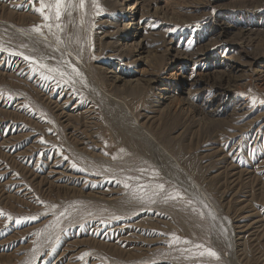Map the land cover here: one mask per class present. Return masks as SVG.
I'll use <instances>...</instances> for the list:
<instances>
[{
    "label": "rangeland",
    "instance_id": "1",
    "mask_svg": "<svg viewBox=\"0 0 264 264\" xmlns=\"http://www.w3.org/2000/svg\"><path fill=\"white\" fill-rule=\"evenodd\" d=\"M38 7L0 0V264H264V0Z\"/></svg>",
    "mask_w": 264,
    "mask_h": 264
},
{
    "label": "snow or ice",
    "instance_id": "2",
    "mask_svg": "<svg viewBox=\"0 0 264 264\" xmlns=\"http://www.w3.org/2000/svg\"><path fill=\"white\" fill-rule=\"evenodd\" d=\"M84 4V0H80V6L83 7ZM64 6H65V0H54V3H47L46 0H39V7L35 8L34 10L39 12L41 14V16H43L45 21H48L50 19V15L46 13V9L49 10V12H52V10L54 9V16L56 20L60 19V16L62 14V11L64 10ZM47 27L51 28V25H46ZM58 28L60 27L59 24L56 25ZM33 30L39 32L40 31V27L39 26H33ZM0 50H5L7 51V49H4L2 46H0ZM20 55H23V53H19ZM27 60H31L33 62L34 65H38V67H34V70H39V69H48L49 72H58L60 77L63 79L67 73L60 71V69L58 68H49L48 65L46 64H39L37 61H35V58L33 57H24ZM74 71H76L75 69H73ZM51 78V77H49ZM69 80H71V77H68V80H66L65 82H68ZM252 102L253 104L256 103V98L253 97L252 98ZM261 103H264V101H260ZM166 192L165 189V185L163 183L161 184H157L155 186V190L153 191L152 195H159L160 193ZM180 193L178 191H175L174 194L172 192L167 193L166 195V199H175L176 197H179ZM205 207H207V205H205ZM37 217H31V219H36ZM196 247L198 248H202L203 245H197ZM201 256L207 254L208 256L211 257H217V253L212 250L211 248H206L203 252L199 253ZM84 255H87V253H85ZM83 258V257H81ZM218 258V257H217ZM25 264H31L30 261H26Z\"/></svg>",
    "mask_w": 264,
    "mask_h": 264
}]
</instances>
